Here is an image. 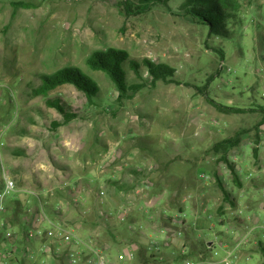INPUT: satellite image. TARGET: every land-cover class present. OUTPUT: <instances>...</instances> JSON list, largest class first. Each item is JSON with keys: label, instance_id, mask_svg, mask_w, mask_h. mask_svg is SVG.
Returning a JSON list of instances; mask_svg holds the SVG:
<instances>
[{"label": "rangeland", "instance_id": "obj_1", "mask_svg": "<svg viewBox=\"0 0 264 264\" xmlns=\"http://www.w3.org/2000/svg\"><path fill=\"white\" fill-rule=\"evenodd\" d=\"M23 1L37 6L15 10L10 0H0V191L4 170L21 191V200L11 201L8 207L9 198L1 217L7 210L9 219L22 213L29 226L28 209L37 211L39 203L28 192L40 193L44 202L59 203L63 198L51 197L53 190L66 198L65 212L58 214V220L75 226L84 237L96 232L109 264H142V253L154 264H168L173 257L178 263L172 264H202L196 259L200 247L191 242L201 230V239L216 242L215 250L220 252L215 256V250L208 252L203 243L204 258L220 261L226 255L221 244L226 236L221 232L229 228L217 222L211 226L213 220L206 217H220L223 194L218 180L229 191L236 182L234 175L222 180L220 162L210 151L215 141L241 129H253L264 118L260 109L264 106V0L241 1L243 22L233 25L230 40L209 38L208 29L184 12L186 0L156 1L151 10L139 15L132 11L144 0ZM125 1L133 7L129 14L123 7ZM109 48L126 50L139 63L150 59L174 67L176 82L153 84L144 66L140 77L127 65L129 83L146 86L134 98L120 102L111 78L91 70L87 63L95 51ZM71 66L98 83L95 103L73 85L59 87L47 96L34 95L42 75ZM211 78L214 80L208 85ZM207 95L225 105L254 110L223 117ZM49 100L60 101L76 118L64 124L65 118L48 106ZM222 118L228 131H221ZM214 121H218L216 126L211 124ZM55 123L61 126L55 127ZM244 151L252 162L258 160L250 148ZM70 153L73 161H64ZM151 166L154 169L149 172ZM204 173L213 180L205 181ZM142 175L150 178L153 189L138 194ZM168 185L172 190L166 197ZM258 187L264 188V183ZM101 189L106 194L100 200L97 193ZM74 197L85 202L75 206L71 204ZM180 208L187 211V226L173 228L181 229L183 237L164 247L163 259H157L146 245L161 228H172L165 211L178 214ZM52 210L46 206L54 220ZM227 212V221L237 226L233 210ZM134 215L145 218L140 223L144 229L129 230L132 224H139L132 223ZM28 229L13 233L27 242ZM102 235L111 245L109 251L100 245ZM186 238L191 248L183 254L182 239ZM131 243L139 244L142 251L134 261L120 260ZM260 243L253 241L240 250L234 264H264ZM28 253L25 248L16 251L17 257L2 255L0 264H39L40 257L30 262Z\"/></svg>", "mask_w": 264, "mask_h": 264}, {"label": "trees", "instance_id": "obj_2", "mask_svg": "<svg viewBox=\"0 0 264 264\" xmlns=\"http://www.w3.org/2000/svg\"><path fill=\"white\" fill-rule=\"evenodd\" d=\"M156 1L160 0H144L143 5H140L136 9H134V11H132V14L139 15L148 12L155 5ZM168 1L170 0H165V4H168ZM241 1L242 0H186L183 5V10L199 25H202L205 29H208L209 38L230 40L234 38L235 29L233 28V25L240 26L243 22L240 19ZM10 2L15 10L29 9L37 6L34 3H29L23 0H10ZM123 7L128 14L130 9L133 8L128 1H125L123 3ZM220 53L222 58H224V51H220ZM87 63L91 70L104 72L111 78L119 93L118 99L120 100V102L134 98V96L146 86L144 83H129L128 71L126 69L127 65H129L130 69L140 77L141 68L144 66L146 71L149 73L153 84H156L160 81L168 83L176 82L173 79L177 72L174 67L164 63H155L150 59H144L142 63H139L136 59L131 57L128 51L123 49L109 48L107 50L95 51L89 57ZM41 80L42 84L34 91L35 96H47L50 92L57 90L59 87H62L64 85H73L86 95L90 103H95V100L100 93V87L95 79H93L79 67H66L53 74L42 75ZM213 80L214 78H211L208 82V85ZM207 99L209 103L221 113L241 114L253 111L252 109L233 107L222 104L210 98V96L208 95ZM47 104L49 107L57 109L59 113L65 118L64 124L76 118V115H73L72 112H70L60 101L49 100L47 101ZM261 111L264 113V108H262ZM262 125H264V118L262 122H260L258 127ZM60 126L61 123H55V127ZM245 133L246 130L241 129L233 137L224 139L213 146L212 152L215 156H218L220 158L219 162H229L228 157L230 152L239 146V144L241 143V138ZM258 139L260 140L259 136ZM258 151V148L255 147L254 153L256 157H258ZM232 168L234 169V167ZM142 176V178L147 177L144 175ZM234 181L236 182V184L240 186L242 185L240 178L236 172H234ZM110 182L112 184H117L116 181L111 180ZM217 183L222 194L224 195V200L230 201L231 194L227 192L225 186L221 181L218 180ZM132 188L133 186L130 187V189ZM56 196H58V199L61 197L63 198V200L66 199L63 196L59 197V194H56ZM175 198L176 200H178L179 195L177 194ZM20 205L18 206L20 207ZM179 210L180 213L185 212V210L182 208H180ZM57 213L61 215V212L59 213V211H57ZM167 221L169 222V219ZM260 242L261 243L259 244V251L264 256V243L263 241ZM205 247L206 249L208 248L207 245H205ZM141 251L142 250H140V252ZM144 255L142 253L144 262L142 264H154L150 261V256L146 257Z\"/></svg>", "mask_w": 264, "mask_h": 264}, {"label": "built area", "instance_id": "obj_3", "mask_svg": "<svg viewBox=\"0 0 264 264\" xmlns=\"http://www.w3.org/2000/svg\"><path fill=\"white\" fill-rule=\"evenodd\" d=\"M225 65L222 63V68ZM231 71V69H229ZM154 169L151 166L148 170L149 172ZM238 169V166H237ZM236 169V170H237ZM201 177L208 182L212 181V177L206 173L202 174ZM4 187L0 191V218L1 215L6 211V205L8 199L13 195L20 193L17 182L4 170ZM153 189V183L150 178H142L136 192L138 194H145ZM50 196L55 197L56 193L50 190ZM30 197H34L38 200L39 209L37 211L28 209L31 215L30 228L27 231V237L29 241H36L40 244V253L43 255L44 260L41 264H47L48 260L59 259L63 260L65 264H109V260L106 257L104 251L99 247V235L96 232L91 233L89 237H84L75 226H70L64 221H53L46 212V206L49 202L42 200L40 193L36 191L28 192ZM98 198L100 200L104 198L106 192L101 189L98 193ZM89 193H87V196ZM49 196L46 198L48 199ZM190 198V197H188ZM84 201V198L74 197L71 204L75 206H80ZM31 201H28V204ZM65 202L60 201L56 210L59 213L63 211ZM165 215L169 222H172L171 227H163L155 234H152L149 243L146 245V250L150 255L155 256L157 259H163L161 255L164 247H169L172 242L183 237V231L181 229L174 230L173 226H178L183 228L186 225L187 213H178L172 216L169 211L166 210ZM168 215V216H167ZM125 220V217L121 218ZM253 218H249V224L243 226L242 229L236 230L232 233L234 237V242L222 244L226 248V255L217 262L212 264H234V260L238 257L240 250L245 249L251 242H253L255 232L260 229L263 233L264 238V220L261 223L253 222ZM173 225V226H172ZM144 229L143 225L139 227H132ZM7 237L9 240L13 239L14 233L12 231L8 232ZM141 247L139 244L131 243L128 246V251L119 256L120 260H134L137 258ZM215 250V249H214ZM183 254L189 252L188 246L183 244ZM215 256H219L220 252L215 250L212 252ZM30 259L36 260V252L30 253ZM186 264H194L191 261H187ZM204 264V263H202Z\"/></svg>", "mask_w": 264, "mask_h": 264}, {"label": "crops", "instance_id": "obj_4", "mask_svg": "<svg viewBox=\"0 0 264 264\" xmlns=\"http://www.w3.org/2000/svg\"><path fill=\"white\" fill-rule=\"evenodd\" d=\"M233 107H237V106H233ZM260 107H261L260 109L264 108L263 105H260ZM240 108H242V107H240ZM247 109H249V108H247ZM252 110H254V109H252ZM233 114H235V113H233ZM222 115H223V117L227 116V115H225V113ZM224 119L225 118H222L223 127H222L221 131H223V130L228 131V129L230 127H228L227 121H225ZM219 120H221V119H219ZM211 124H214V126H216L218 124V121H214V123H211ZM258 125L256 127H254L253 129H245L246 133L242 136L241 143L239 144V146L237 148H235L234 150H232L230 152L229 157H228V160H229L228 163L225 161H220V171H221V176L223 178L222 180L227 181L228 179H230L234 175V172H236L238 174L240 181H241V184H242L241 186L236 184V186H235L236 188L231 186L232 191H229L225 187L227 192L231 194V200L225 201L224 195H223V201H222V204H223L222 207L223 208L221 207V209H220L219 219H216L213 216H210V218L206 217V219L209 220V222L211 220H213V223H211V226H212V224L214 226L215 225L214 223H216V222L220 226H228L229 229L227 231L221 232L222 236H224V235L226 236V237H224V240L221 241V244L231 243V245H232V243L234 242V237H233L232 233L235 232L236 230L242 229L243 226L248 225L250 217H252L254 219L253 222H255V223H261L264 220V188L258 187V184L264 183V125L259 126V127H258ZM238 131H236L235 134ZM251 133H253L254 135ZM234 135L228 136L226 138H224V137L220 138L219 140L215 141L213 146L216 143H218L224 139L233 137ZM258 136L260 137V140L258 139ZM255 147H257L259 150L258 151V157H256V155L254 153ZM248 148H250L251 152L253 151L255 158L258 159L257 161L252 162L251 158H249L245 154L246 152L244 150L248 149ZM239 150L241 151V153H239ZM210 152H212V149ZM212 155L214 156V159L220 160V158L218 156H215L213 152H212ZM71 156H72V153L68 154L69 158L64 159V161L65 160H67V162L73 161L70 158ZM254 163H255V165H254ZM231 166L234 167V169ZM237 166H238V169H237ZM247 183H250L251 186H248ZM171 187L172 186H170V185H168L166 187V189H165L166 197H169V194H170L169 191L171 192V190H172ZM175 193H176V191H175ZM234 193L236 195H234ZM19 195H20L19 193L15 194L9 199L10 201H9L8 207H9L11 201H14L15 199H20ZM29 198H31V200L34 203H36V201L38 202V200L34 197H29ZM29 198H27V199L29 200ZM187 199H188V197L184 201L186 202ZM62 201L65 202L66 200L65 201L62 200ZM57 203H58V201H55L52 199L49 201V206H50V208L53 209L52 210L53 211L52 217L54 219L53 221H55V222L59 221L58 220V213L56 210V206H57L56 204ZM187 206H188V203H187ZM229 210H233L234 217L232 220H235V222H237V226L235 224V227L231 226V225H233V222H228L226 219V217L229 218L228 212H227ZM63 212H65V209H63ZM174 212H176V211H174ZM185 212L187 213V211H185ZM176 213H178V212H176ZM169 214H171L172 216L175 215L172 212H169ZM8 216H9V211L7 210V212L0 218V237H1L0 244L2 245V247L0 248V258L3 257L2 255L5 256L6 254H10V253H13V255H15L17 257L16 251H18V250L21 251L22 249L26 248V249H29L28 255H30L31 252H36V256L40 257L39 264H41V262L44 260V257L40 253V244L38 242L29 241V240H27V242L26 241L24 242L21 239H19L17 235L16 236L14 235L15 237H13V239H11V240H9L8 237H6L7 236L6 234H8V232L12 231L15 233L19 228L23 232H25L28 229V227L30 226V224L28 226L29 219L26 216H24L22 213L19 214V216L17 218H14V219H12V218L9 219ZM164 217H166V215H164ZM131 219L133 220L132 223L136 222V223H139L137 225H142L140 223L145 218L138 217V216L134 215V217ZM198 219H199V217H198ZM26 220H28V221H26ZM224 221H226V222H224ZM198 222H199V220H198ZM169 223H170V225L172 224V222H169ZM137 225L132 224L131 226H129V228H132V227L137 226ZM185 226H187V225H185ZM173 227L175 228L176 226H173ZM129 230L132 231V229H129ZM196 234H197V237L195 239H191V242L193 241L192 245H197L200 247L199 248L200 252L198 254V257H196V259H198L201 263L210 262L212 264L214 262H217V261H210L209 260L210 258L208 260H206L204 258V253H203V248H202V244L204 243L208 247L207 251L210 252L211 250L215 249V243L216 242L210 241L209 238L205 239V241L203 239H201L203 237L202 230L198 231V233H196ZM100 238H101L100 239L101 247L103 249H105V251L106 250L109 251V249L111 248V245L108 242L107 237L102 235V236H100ZM263 240H264L263 233L260 229H258L254 234L253 241L254 242H260ZM182 241H180V242H182V244L183 243L185 244V242H187L186 246H188L189 249L191 248V245L189 244L191 242L189 241V239L186 238V241H184L182 239ZM210 242H213V245L211 247L208 246V244ZM8 249L10 250V252L6 253V252H8ZM205 254H206V252H205ZM39 257H38V259H39ZM29 258H30V256H29ZM199 258H201V259H199ZM15 260L19 261L17 258H15ZM33 261L34 260L31 259L30 262H33ZM129 261H134V260L129 259ZM48 262H49L48 264L59 263L58 261H56V259L48 260ZM172 263H178L174 257L169 261L168 264H172ZM12 264H16V263H12Z\"/></svg>", "mask_w": 264, "mask_h": 264}, {"label": "water", "instance_id": "obj_5", "mask_svg": "<svg viewBox=\"0 0 264 264\" xmlns=\"http://www.w3.org/2000/svg\"><path fill=\"white\" fill-rule=\"evenodd\" d=\"M212 245H213V242H210V243L208 244V246H210V247H211Z\"/></svg>", "mask_w": 264, "mask_h": 264}]
</instances>
